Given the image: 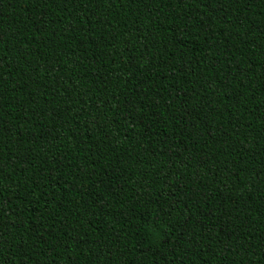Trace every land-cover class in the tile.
Here are the masks:
<instances>
[{
	"label": "trees",
	"instance_id": "obj_1",
	"mask_svg": "<svg viewBox=\"0 0 264 264\" xmlns=\"http://www.w3.org/2000/svg\"><path fill=\"white\" fill-rule=\"evenodd\" d=\"M0 264H264V0H0Z\"/></svg>",
	"mask_w": 264,
	"mask_h": 264
}]
</instances>
